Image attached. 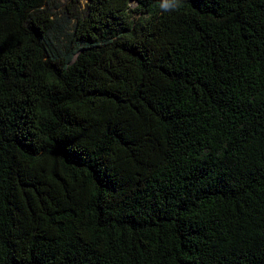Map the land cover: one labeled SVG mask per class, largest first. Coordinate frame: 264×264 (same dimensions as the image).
<instances>
[{"label":"trees","instance_id":"16d2710c","mask_svg":"<svg viewBox=\"0 0 264 264\" xmlns=\"http://www.w3.org/2000/svg\"><path fill=\"white\" fill-rule=\"evenodd\" d=\"M70 2L0 0V264H264V0Z\"/></svg>","mask_w":264,"mask_h":264},{"label":"clouds","instance_id":"9594fccd","mask_svg":"<svg viewBox=\"0 0 264 264\" xmlns=\"http://www.w3.org/2000/svg\"><path fill=\"white\" fill-rule=\"evenodd\" d=\"M181 7V0H161L159 4V8L163 12L179 11Z\"/></svg>","mask_w":264,"mask_h":264},{"label":"rangeland","instance_id":"374dc122","mask_svg":"<svg viewBox=\"0 0 264 264\" xmlns=\"http://www.w3.org/2000/svg\"><path fill=\"white\" fill-rule=\"evenodd\" d=\"M78 1H79L78 10L80 11V10H82L84 8V6L86 4V0H78ZM59 2L62 3L63 7H64V5L67 6V5L71 4L70 0H59ZM57 8H58V6H57ZM61 9L62 8L59 6V8L56 9L57 13H59L61 11Z\"/></svg>","mask_w":264,"mask_h":264}]
</instances>
